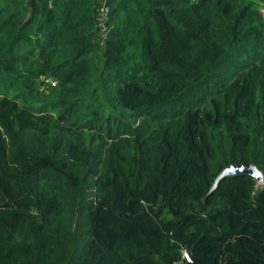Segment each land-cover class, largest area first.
<instances>
[{"label":"trees","instance_id":"16d2710c","mask_svg":"<svg viewBox=\"0 0 264 264\" xmlns=\"http://www.w3.org/2000/svg\"><path fill=\"white\" fill-rule=\"evenodd\" d=\"M101 4L0 0V264H264V0Z\"/></svg>","mask_w":264,"mask_h":264},{"label":"water","instance_id":"95a60500","mask_svg":"<svg viewBox=\"0 0 264 264\" xmlns=\"http://www.w3.org/2000/svg\"><path fill=\"white\" fill-rule=\"evenodd\" d=\"M229 176H249L253 178L256 182L263 181L262 173L259 172L255 167H247V168L241 167L236 169H227L223 171L216 179L214 183V188L221 179ZM185 258L187 259V264H195L189 259V254L186 255Z\"/></svg>","mask_w":264,"mask_h":264},{"label":"built area","instance_id":"2783aa9c","mask_svg":"<svg viewBox=\"0 0 264 264\" xmlns=\"http://www.w3.org/2000/svg\"><path fill=\"white\" fill-rule=\"evenodd\" d=\"M108 13V6L106 4V0H102L101 7L99 9V17L101 19V24H100V38L105 39L107 36L106 32V25L104 23L106 16ZM54 85V83H52Z\"/></svg>","mask_w":264,"mask_h":264},{"label":"rangeland","instance_id":"374dc122","mask_svg":"<svg viewBox=\"0 0 264 264\" xmlns=\"http://www.w3.org/2000/svg\"><path fill=\"white\" fill-rule=\"evenodd\" d=\"M260 9L264 12V4L262 5V7H260ZM263 188H264V180L260 182H256V190H261Z\"/></svg>","mask_w":264,"mask_h":264}]
</instances>
